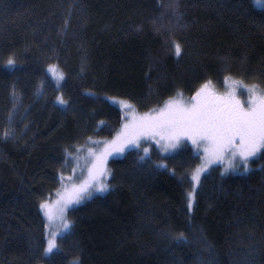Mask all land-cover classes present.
<instances>
[{
  "label": "trees",
  "instance_id": "obj_1",
  "mask_svg": "<svg viewBox=\"0 0 264 264\" xmlns=\"http://www.w3.org/2000/svg\"><path fill=\"white\" fill-rule=\"evenodd\" d=\"M225 77L264 89V0H0V264H264V149L210 169L189 209L187 141L110 158L45 253L40 204L117 131L113 99L152 111Z\"/></svg>",
  "mask_w": 264,
  "mask_h": 264
},
{
  "label": "snow or ice",
  "instance_id": "obj_2",
  "mask_svg": "<svg viewBox=\"0 0 264 264\" xmlns=\"http://www.w3.org/2000/svg\"><path fill=\"white\" fill-rule=\"evenodd\" d=\"M177 54L180 46L176 45ZM8 64H13L12 60ZM51 67V66H50ZM60 79H63L61 74ZM230 81V82H229ZM228 88L224 94H218L211 80L203 83L191 97L190 102L183 101V94L165 101L163 107L143 115H131L129 122L123 126V131L117 138L106 143L99 154L89 149L95 157V162L89 171V179L71 189L64 187L58 192L59 214L64 229L70 227L64 219L65 209L70 204L79 203L93 191L104 192L107 185L100 177L105 176V162L113 152H123L129 145L140 146L142 138L155 139L162 151L175 148L182 139L187 138L197 149L203 150V163L195 170L192 180L199 181L200 174L216 161H225V172L236 167L237 157L243 161L245 169L249 159L264 149V89L257 85H244L241 81L225 77ZM237 87L246 88L248 93L247 106L237 97ZM61 104L62 98H58ZM121 104L131 109L132 106L124 101ZM158 138V139H157ZM149 152L148 148L143 149ZM144 159V157H141ZM192 193H189V209L192 208ZM48 220H52L50 205L40 204ZM54 237V234H52ZM56 247L55 238L48 240L45 253H51Z\"/></svg>",
  "mask_w": 264,
  "mask_h": 264
},
{
  "label": "rangeland",
  "instance_id": "obj_3",
  "mask_svg": "<svg viewBox=\"0 0 264 264\" xmlns=\"http://www.w3.org/2000/svg\"><path fill=\"white\" fill-rule=\"evenodd\" d=\"M231 80H236V81H239L238 79H235V78H230ZM230 82V81H229ZM242 82V81H241ZM205 83V82H204ZM244 85H248V86H251L250 84H247L245 82H242ZM203 84V83H202ZM201 84V85H202ZM200 85V86H201ZM214 85V89L215 91L218 93V94H224L228 88V85L225 83V80L223 81V84L219 87L217 85ZM199 86V87H200ZM199 87L197 88V90L199 89ZM196 90V91H197ZM195 91V92H196ZM195 93L192 95L194 96ZM191 96V97H192ZM177 97V93L171 97H169L167 100H169L170 98H175ZM191 97H186L183 95V101L185 103H188L190 102L191 100ZM237 97L238 99L241 100V102L245 103V106H247V100H248V93L246 91V88H243V87H237ZM165 100V101H167ZM113 101L120 107L121 111H122V121H121V125L119 126V128L117 129V131L109 138L99 142L98 144H96L95 146H91V147H85L83 148L82 150H80V155H79V159L78 161L75 163V165H73V167L69 170V172L67 173V176H65L64 180H62V184L59 186V190L55 193V195L53 197H50V200L46 201V203H48L50 205V208H51V212H52V216H53V219L50 221L48 220V218L45 216V213L43 210H41L42 212V215H43V218L45 220V223H46V226H47V246H48V240L50 238H55V242L57 243V238L58 236L64 232L66 229H64L63 227V224L61 223V217H60V214H59V206L57 205L56 201L59 199V196H58V192L59 193H62L63 190H64V187L66 186L67 188L71 189V187L73 185H79L81 184L82 182L86 181L89 179V171L90 169L92 168L93 166V163L95 162V157L93 155H91V153L89 152V149H92L93 152L99 154L100 152L103 151L106 143H110L112 141H114L118 134H120L122 131H123V126L125 123L129 122L130 119H131V115L132 113L134 112L136 115H143L145 113H149V112H152V111H140V110H137L134 106H132L128 101L126 100H123V99H113ZM121 101H124L126 102L127 104L131 105L132 108L129 109V108H126L124 107L122 104H121ZM164 104V103H163ZM163 104L159 107H163ZM158 108V109H159ZM156 109V110H158ZM158 139V138H157ZM145 141H148V142H151L152 144H154L158 149H160V146L159 144H157L156 140L155 139H151V138H142V140L140 141V148L144 149V148H147L146 146H143L144 142ZM184 141H187L191 146L192 148L194 149L195 151V154H196V158H197V163L195 165V168L193 169L192 173H191V181H192V187H193V190H192V196L194 195V191L196 190L197 186L199 185V182H200V179L202 176H204L210 169L214 168L215 166H222V170L225 169V164H226V160H227V157L225 158V161H216L214 162L213 164H211L209 167H207L201 174H200V178H199V181L198 182H195L192 180V175L193 173L195 172V170L203 163V150L202 148L200 150H197L191 143L190 140H188L187 138H184L181 140V142L173 149H169L167 152L165 151H161L162 152H165V153H171L173 152L174 150H176L180 144ZM134 147H137L135 145H129L127 146L123 152H113L111 155H109L106 159V162H105V170H106V175L105 176H102L100 177V180L106 184V181H107V178H108V175H109V164H108V161L110 158L112 157H120L122 156L128 149L130 148H134ZM260 152V151H259ZM259 152L254 156L256 157ZM254 157H251L249 159V162L252 158ZM249 162H248V165H247V169H245L244 167V164H243V161H241L239 159V157H237L234 161L236 167L234 169H229L228 171H233V172H244V171H247L248 170V166H249ZM95 193H102L100 191H93L92 194H95ZM88 197L90 196H87L86 198L82 199L80 202L84 201L85 199H87ZM79 202V203H80ZM44 203V202H43ZM78 203H73V204H70L67 209L73 205H76ZM67 209H65V212H64V219H65V215H66V212H67ZM54 234V237L53 235Z\"/></svg>",
  "mask_w": 264,
  "mask_h": 264
}]
</instances>
